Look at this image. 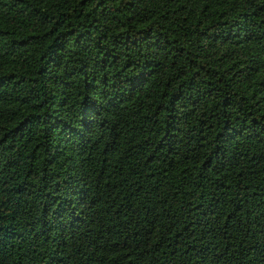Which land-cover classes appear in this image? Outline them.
I'll list each match as a JSON object with an SVG mask.
<instances>
[{
    "label": "trees",
    "instance_id": "trees-1",
    "mask_svg": "<svg viewBox=\"0 0 264 264\" xmlns=\"http://www.w3.org/2000/svg\"><path fill=\"white\" fill-rule=\"evenodd\" d=\"M0 264H264V0H0Z\"/></svg>",
    "mask_w": 264,
    "mask_h": 264
}]
</instances>
